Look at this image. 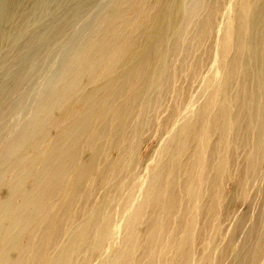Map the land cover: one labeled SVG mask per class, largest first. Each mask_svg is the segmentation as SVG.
<instances>
[{
  "label": "bare ground",
  "instance_id": "6f19581e",
  "mask_svg": "<svg viewBox=\"0 0 264 264\" xmlns=\"http://www.w3.org/2000/svg\"><path fill=\"white\" fill-rule=\"evenodd\" d=\"M0 264H264V0H106L0 121Z\"/></svg>",
  "mask_w": 264,
  "mask_h": 264
},
{
  "label": "rangeland",
  "instance_id": "374dc122",
  "mask_svg": "<svg viewBox=\"0 0 264 264\" xmlns=\"http://www.w3.org/2000/svg\"><path fill=\"white\" fill-rule=\"evenodd\" d=\"M105 2L106 0H0V121L7 118L11 106L35 95L58 67L69 46L84 32L85 25L95 17ZM209 46L204 40V51L216 48ZM203 50L201 55L204 54ZM206 59L205 62L209 63ZM203 71H206L205 68ZM184 75L186 76L180 83L176 82L173 89L180 93L179 96L174 93L162 102L158 120L145 133L142 154H152L162 146L167 134L164 120L175 106V100L184 104L199 90L202 77L193 79L189 73ZM17 120L12 119L11 123L14 125ZM227 189H232L230 183H227ZM226 226L228 228L229 223Z\"/></svg>",
  "mask_w": 264,
  "mask_h": 264
}]
</instances>
